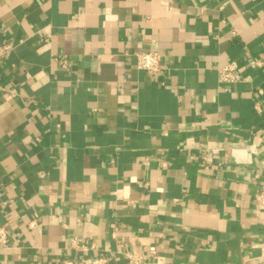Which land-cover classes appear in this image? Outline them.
Returning <instances> with one entry per match:
<instances>
[{
    "label": "crops",
    "instance_id": "1",
    "mask_svg": "<svg viewBox=\"0 0 264 264\" xmlns=\"http://www.w3.org/2000/svg\"><path fill=\"white\" fill-rule=\"evenodd\" d=\"M0 36V264H264V0H0Z\"/></svg>",
    "mask_w": 264,
    "mask_h": 264
},
{
    "label": "built area",
    "instance_id": "2",
    "mask_svg": "<svg viewBox=\"0 0 264 264\" xmlns=\"http://www.w3.org/2000/svg\"><path fill=\"white\" fill-rule=\"evenodd\" d=\"M13 43L2 40L0 36V61L3 60L6 55L12 50ZM262 63V62H259ZM136 64L140 69L146 70L150 74H158L163 66V53L158 50H146L136 53ZM218 78L221 82L232 83L239 82L244 79L241 66L237 60L231 59L224 66L218 68ZM262 92V90L260 89ZM258 107V106H257ZM259 108V107H258ZM249 152L253 151V148L248 149ZM257 200L260 205H264V192L257 195ZM32 224L35 220L31 221ZM8 241V230L5 226H0V242L6 244ZM75 241V240H74ZM77 248H83L77 241L74 244ZM157 252L156 245L149 246V254H155ZM128 264H141L145 261L146 254L136 251L126 252ZM104 258H99L95 263H104ZM62 264H75L72 260H67ZM84 264V263H82Z\"/></svg>",
    "mask_w": 264,
    "mask_h": 264
}]
</instances>
